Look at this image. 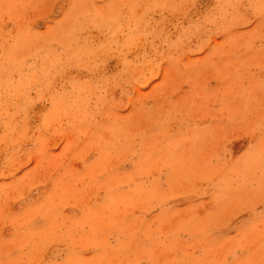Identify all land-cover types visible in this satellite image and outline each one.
<instances>
[{
    "label": "rangeland",
    "instance_id": "obj_1",
    "mask_svg": "<svg viewBox=\"0 0 264 264\" xmlns=\"http://www.w3.org/2000/svg\"><path fill=\"white\" fill-rule=\"evenodd\" d=\"M0 264H264V0H0Z\"/></svg>",
    "mask_w": 264,
    "mask_h": 264
}]
</instances>
